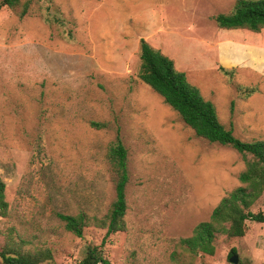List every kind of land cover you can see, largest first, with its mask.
I'll return each instance as SVG.
<instances>
[{
  "label": "rangeland",
  "instance_id": "obj_1",
  "mask_svg": "<svg viewBox=\"0 0 264 264\" xmlns=\"http://www.w3.org/2000/svg\"><path fill=\"white\" fill-rule=\"evenodd\" d=\"M235 2L21 0L0 9V175L9 203L0 250L48 248L53 260L42 264H81L89 244L109 264H233L235 248L241 264H264L263 222L247 221L243 237L218 236L214 255L177 245L241 185L246 163L196 136L139 78L144 38L174 59L237 137L264 139V29L214 20ZM25 3L30 12L20 17ZM238 85L257 91L245 96ZM117 135L129 153L127 229L103 245L105 228L91 224L78 237L57 214L106 216L115 198L106 155ZM252 210L264 213V195Z\"/></svg>",
  "mask_w": 264,
  "mask_h": 264
},
{
  "label": "trees",
  "instance_id": "obj_2",
  "mask_svg": "<svg viewBox=\"0 0 264 264\" xmlns=\"http://www.w3.org/2000/svg\"><path fill=\"white\" fill-rule=\"evenodd\" d=\"M19 6L21 0H0V9H15ZM29 12L30 4L25 3L19 15L24 17ZM214 20L222 29L259 32L264 29V0H236L230 11L218 13ZM140 60V80L158 93L194 130L196 136L233 148L246 163V168L239 174L241 185L221 199L213 209L210 219L198 223L192 235L176 239L177 245L193 256L201 253L214 255L218 236L243 237L248 232L247 221L264 223V213L252 210L264 195V139L246 141L237 137L231 127H226L221 122L214 103L206 99L200 88L188 80L187 74L176 67L174 59L144 38L140 40ZM221 70L230 77L234 76L233 69L221 67ZM237 87L245 96H251L257 91L254 87ZM91 125L103 128L106 123L92 121ZM106 157L115 184V198L106 216L92 218L85 212L57 214L65 229L78 237H82L91 224L105 228L103 245L112 234L127 229L129 153L119 135L109 145ZM8 211L6 182L0 175V214L6 216ZM235 253L237 250L232 248L230 256ZM0 257L4 264H42L46 260H53V253L48 248L24 251L16 247H6L0 250ZM109 263L102 247L91 244L86 247L81 260V264Z\"/></svg>",
  "mask_w": 264,
  "mask_h": 264
},
{
  "label": "water",
  "instance_id": "obj_3",
  "mask_svg": "<svg viewBox=\"0 0 264 264\" xmlns=\"http://www.w3.org/2000/svg\"><path fill=\"white\" fill-rule=\"evenodd\" d=\"M230 260L233 264H241L239 262L240 258H239V255L237 253L233 254L231 257H230Z\"/></svg>",
  "mask_w": 264,
  "mask_h": 264
}]
</instances>
